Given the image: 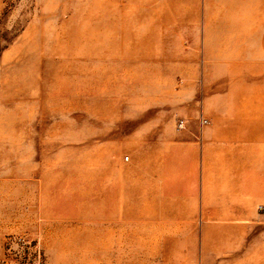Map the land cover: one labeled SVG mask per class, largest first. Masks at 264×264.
Listing matches in <instances>:
<instances>
[{
    "label": "rangeland",
    "instance_id": "rangeland-1",
    "mask_svg": "<svg viewBox=\"0 0 264 264\" xmlns=\"http://www.w3.org/2000/svg\"><path fill=\"white\" fill-rule=\"evenodd\" d=\"M261 48L264 0H0V264H264V202L160 205L164 141L264 111Z\"/></svg>",
    "mask_w": 264,
    "mask_h": 264
},
{
    "label": "crops",
    "instance_id": "crops-1",
    "mask_svg": "<svg viewBox=\"0 0 264 264\" xmlns=\"http://www.w3.org/2000/svg\"><path fill=\"white\" fill-rule=\"evenodd\" d=\"M241 64L238 58L232 67ZM257 66L255 61L253 67ZM246 106L238 101L223 110L224 124L193 131L201 135V146L186 133L178 136L177 143L164 141L168 149L176 145L192 154L161 158L164 212L224 214L226 227L247 225L249 214L264 202V111ZM94 158L91 165L100 166L105 154L96 153ZM108 172L92 170L90 175H102L104 180Z\"/></svg>",
    "mask_w": 264,
    "mask_h": 264
},
{
    "label": "built area",
    "instance_id": "built-area-1",
    "mask_svg": "<svg viewBox=\"0 0 264 264\" xmlns=\"http://www.w3.org/2000/svg\"><path fill=\"white\" fill-rule=\"evenodd\" d=\"M184 127V122H180V128Z\"/></svg>",
    "mask_w": 264,
    "mask_h": 264
}]
</instances>
